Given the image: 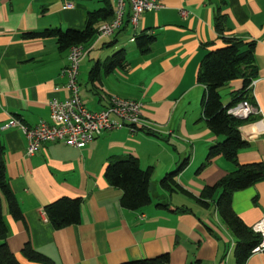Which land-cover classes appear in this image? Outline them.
Wrapping results in <instances>:
<instances>
[{"label":"crops","instance_id":"crops-1","mask_svg":"<svg viewBox=\"0 0 264 264\" xmlns=\"http://www.w3.org/2000/svg\"><path fill=\"white\" fill-rule=\"evenodd\" d=\"M158 1L161 7L144 12L136 28L128 23L127 5L123 27L107 37L113 39L104 42V49L92 56L97 42L84 45L94 47L83 57L78 75L80 96L89 109H103L104 95L141 100L151 129L105 131L84 148L44 142L29 155L26 135L8 122L51 123L50 101L69 93L62 74L69 49L62 50L56 36L42 33L84 29L89 12L116 9V1L0 0V143L23 217L15 218L7 201L3 208L7 242L22 264H39L23 255L27 242L56 264H120L163 253H170L169 264H238L237 239L216 205L221 190L209 206L196 200L236 166L218 155L201 168L209 148L224 137L214 134L204 118L205 89L198 72L208 51L225 45L215 27L221 11L227 16V36L255 43L257 77L250 94L264 116V0ZM142 35L155 37L148 50L138 46L136 38ZM111 46L126 49L128 64L112 71L101 68L99 77L91 78L95 63L110 56L105 48ZM243 86L242 78L230 81L221 89L223 102L230 103ZM254 119L241 126L249 142L239 151L241 164L264 162V131ZM128 155L138 157L143 168L153 167L152 202L139 210L123 207L122 190L105 177L112 160ZM184 161L176 181L188 193L162 187L161 179ZM65 196L82 198L81 221L57 229L45 207ZM233 208L249 227L260 221L264 180L236 191ZM247 264H264V251L252 254Z\"/></svg>","mask_w":264,"mask_h":264},{"label":"trees","instance_id":"trees-1","mask_svg":"<svg viewBox=\"0 0 264 264\" xmlns=\"http://www.w3.org/2000/svg\"><path fill=\"white\" fill-rule=\"evenodd\" d=\"M114 16L115 9L103 8L89 12L87 25L84 29L69 28L65 31L48 29L42 34L56 36L62 50L70 49L74 45L86 46L97 38L99 27L102 24L97 27L96 23L100 20L110 21ZM127 17L128 23H130V15ZM125 20L126 17L124 22ZM226 21V14L218 11L215 17V27L225 45L209 50L204 56L198 72V82L205 89L202 98L204 118L214 134L224 137L223 140L209 148L206 161L201 168L218 155H224L236 166L232 172L216 184L207 185L200 196L196 197V200L204 206H209L218 190H221L216 200L218 213L237 239L235 247L237 263L247 264L248 258L253 254L254 247L259 244L261 236L255 233L252 227H249L235 212L233 196L236 191L244 190L256 182L264 180V162L246 164L238 162L239 151L249 146V142L242 136L241 126L254 121L257 116L241 119L230 114L229 108L245 99L255 102L250 94V84L257 77V65L255 62V43L227 36L225 34ZM154 39L155 37L152 35H142L136 38L139 48L143 50H148ZM127 64V52L125 48H122L108 56L104 61H97L90 72V76L91 78L99 77L101 68L112 71L125 67ZM239 78L244 80L243 88L234 94L230 103L225 104L221 89L230 81ZM185 164L186 161L176 170L167 173L161 179V186L171 191L188 193L176 181V177ZM152 175L153 167L143 168L139 158L134 155L112 160L105 171V177L109 183L122 190L121 205L132 210H139L151 204L150 183ZM4 201H7L9 210L15 218L23 217L22 209L9 183L5 149L0 143V240L2 241L0 243V264H22L7 242L9 228L4 216ZM82 202L81 197L65 196L46 205L45 211L55 228L59 229L81 221ZM22 252L30 261L39 264H56L53 259L35 249L30 242L24 245ZM169 262L170 253H163L155 257L129 260L120 264H169Z\"/></svg>","mask_w":264,"mask_h":264},{"label":"built area","instance_id":"built-area-1","mask_svg":"<svg viewBox=\"0 0 264 264\" xmlns=\"http://www.w3.org/2000/svg\"><path fill=\"white\" fill-rule=\"evenodd\" d=\"M115 1V16L99 27L97 39L112 36L121 28L127 5L130 7V23L134 28L138 26L144 12L161 7L158 0ZM185 13L183 11V14ZM93 47L94 45L89 49ZM89 49L86 50L84 45L70 47L68 64L62 70V74L68 78L69 93L64 100L53 98L50 101L51 123L42 120L37 125L30 126L18 118H12L8 122L7 126L19 127L26 135L29 155L35 154L44 142L64 141L72 147L84 148L105 131L124 127L132 131L151 129L149 121L144 117V103L141 100L104 95L103 98L107 100V105L99 111L91 110L84 104L80 96L78 75L81 61ZM255 84L256 79H253L250 88L252 89ZM229 113L241 119L257 116V126H261L264 131V127L262 128L263 109L256 100L255 102L242 100L230 107ZM252 229L261 236L259 244L253 249V254H255L264 251V217L254 224Z\"/></svg>","mask_w":264,"mask_h":264},{"label":"rangeland","instance_id":"rangeland-1","mask_svg":"<svg viewBox=\"0 0 264 264\" xmlns=\"http://www.w3.org/2000/svg\"><path fill=\"white\" fill-rule=\"evenodd\" d=\"M113 38H107V37H105V38H103V39H95L94 41H93V43L95 44V42H97V44L96 45H98L97 46V48H96V50H93V55L92 56H94V55H96V54H98L99 53V51L100 50H102V49H104V48H101L102 47V45L104 44V42H106V41H108V40H112ZM128 41L127 40H125L124 41V43H125V45H124V47H126V48H129L130 47V45H132L131 43H127ZM134 45V44H133ZM114 46H111V47H106L105 48V51H109V50H111L110 51V53H109V55H113L114 54V52H116L115 51V49H112ZM86 48V50H88V47H85ZM96 52V53H95ZM103 53H104V51H103ZM88 59V58H87ZM1 243V242H0Z\"/></svg>","mask_w":264,"mask_h":264}]
</instances>
